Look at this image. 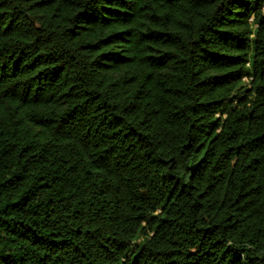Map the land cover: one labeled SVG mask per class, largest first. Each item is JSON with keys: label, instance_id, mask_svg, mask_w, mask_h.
<instances>
[{"label": "trees", "instance_id": "trees-1", "mask_svg": "<svg viewBox=\"0 0 264 264\" xmlns=\"http://www.w3.org/2000/svg\"><path fill=\"white\" fill-rule=\"evenodd\" d=\"M0 264H264V0H0Z\"/></svg>", "mask_w": 264, "mask_h": 264}]
</instances>
